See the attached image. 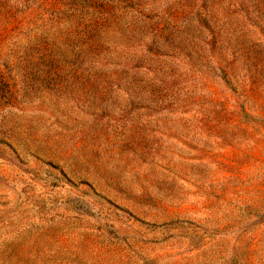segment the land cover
<instances>
[{"label": "rangeland", "instance_id": "1", "mask_svg": "<svg viewBox=\"0 0 264 264\" xmlns=\"http://www.w3.org/2000/svg\"><path fill=\"white\" fill-rule=\"evenodd\" d=\"M0 264H264V0H0Z\"/></svg>", "mask_w": 264, "mask_h": 264}]
</instances>
